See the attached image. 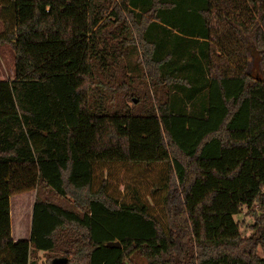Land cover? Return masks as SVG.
<instances>
[{
    "label": "trees",
    "instance_id": "obj_1",
    "mask_svg": "<svg viewBox=\"0 0 264 264\" xmlns=\"http://www.w3.org/2000/svg\"><path fill=\"white\" fill-rule=\"evenodd\" d=\"M0 19L14 51L0 80V264H125L135 252L264 264V0H0ZM255 26L259 77L243 37ZM137 46L155 95L142 112L92 92L135 94ZM112 166L163 172L147 198L133 187L124 199L98 176ZM29 190V236L13 240L9 197Z\"/></svg>",
    "mask_w": 264,
    "mask_h": 264
},
{
    "label": "rangeland",
    "instance_id": "obj_2",
    "mask_svg": "<svg viewBox=\"0 0 264 264\" xmlns=\"http://www.w3.org/2000/svg\"><path fill=\"white\" fill-rule=\"evenodd\" d=\"M118 3V2H117ZM255 28L250 30L249 34L243 35L247 47L254 53V55L248 57L246 64V73L254 77H259L261 74V66L256 54V48L254 45V31ZM4 30V25L0 19V34ZM137 43L136 38L134 39ZM129 44L128 47H131ZM139 45V44H138ZM137 49V50H136ZM131 51L130 66L127 69L128 76L127 79H132L136 89L135 94H132V86L122 85L117 90L112 91L110 87H100L102 92L93 89L94 93H103L106 96H110L111 104L116 106L128 105L135 106L139 105L134 112H142L144 107H150L155 104V95L150 89L149 85V72L145 69L142 64V56H140L139 48H135ZM129 70V71H128ZM14 76V51L10 44L1 43L0 44V80H10ZM98 89V88H97ZM163 167L157 166L155 168L146 169L145 171L140 170L137 167H125V166H112L107 169L102 168L98 171V176L100 178L106 177L113 189L115 195L119 194L121 198L127 199L128 191L130 188H136L143 199L147 198L146 195L149 194V189L152 187L154 182L158 181V176L161 174V169ZM264 190V186H263ZM35 196L34 190H29L22 193H16L9 197V217H10V229L11 237L17 238L15 240H24L29 236V229L32 217V205ZM152 203V199H148ZM154 204V203H153ZM252 211L243 207L241 212L234 216L235 221L238 222L241 236L246 238L251 234V225L254 223V217L252 216ZM51 256L52 253H38V261H46L47 256ZM257 255L264 259V252L257 248ZM125 264H147L146 259L140 255L138 252L133 253L126 261Z\"/></svg>",
    "mask_w": 264,
    "mask_h": 264
},
{
    "label": "water",
    "instance_id": "obj_3",
    "mask_svg": "<svg viewBox=\"0 0 264 264\" xmlns=\"http://www.w3.org/2000/svg\"><path fill=\"white\" fill-rule=\"evenodd\" d=\"M108 247H119L118 242H110L106 244ZM66 258L64 257H57L52 259V264H66Z\"/></svg>",
    "mask_w": 264,
    "mask_h": 264
},
{
    "label": "crops",
    "instance_id": "obj_4",
    "mask_svg": "<svg viewBox=\"0 0 264 264\" xmlns=\"http://www.w3.org/2000/svg\"><path fill=\"white\" fill-rule=\"evenodd\" d=\"M11 228V227H10ZM10 235H11V229H10ZM12 238V237H11ZM13 240L17 239V238H12Z\"/></svg>",
    "mask_w": 264,
    "mask_h": 264
}]
</instances>
